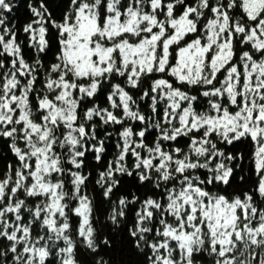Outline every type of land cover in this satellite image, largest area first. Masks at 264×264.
<instances>
[{
    "label": "snow or ice",
    "instance_id": "snow-or-ice-1",
    "mask_svg": "<svg viewBox=\"0 0 264 264\" xmlns=\"http://www.w3.org/2000/svg\"><path fill=\"white\" fill-rule=\"evenodd\" d=\"M57 8L0 0V264H264V0Z\"/></svg>",
    "mask_w": 264,
    "mask_h": 264
},
{
    "label": "trees",
    "instance_id": "trees-1",
    "mask_svg": "<svg viewBox=\"0 0 264 264\" xmlns=\"http://www.w3.org/2000/svg\"><path fill=\"white\" fill-rule=\"evenodd\" d=\"M28 2V0H25V3ZM57 3H59V8H57V13H59V11L61 9H63L64 7V3H65V0H52V4L53 5H56ZM23 7V6H21ZM12 16L14 18H17V13L14 11L12 13ZM19 19V22L22 24L25 20V18L23 16H20L18 17ZM114 140H115V137L113 138V141L110 142V143H114ZM108 156L105 157V160H107L108 158L111 157L114 149L112 147H109L108 148ZM7 153H4L2 151H0V155H6ZM89 161H91V163L88 164V167L85 168V172H88L90 169L93 170V174H92V180L90 182V186H91V183H94L95 179L97 178L96 177V172L95 170L98 169V168H103V164H100V165H97L95 163V161L92 160L91 157H89ZM4 162L3 161H0V165H2ZM88 163V162H86ZM242 187H250V183L247 184V185H244ZM135 184L134 182H132L130 179L128 178H125L124 181H123V184L121 186L120 189L117 190L116 192V195H119V194H122L124 193L125 191L127 192H131V191H135ZM139 194V193H138ZM99 215H101V220H103V215L98 213ZM106 214V213H105ZM99 255H104L103 252L99 253ZM111 255L113 256H116V255H119L120 256V260L122 262V264H136V260H137V257L132 255L130 252H128L127 249H125L123 252H118L116 249H114L112 252H111ZM96 257L92 256L87 250L81 248L79 249V253H78V259L80 261V264H92V261L95 259ZM105 258H107V256H105ZM52 264H55V261L53 260L52 261Z\"/></svg>",
    "mask_w": 264,
    "mask_h": 264
},
{
    "label": "bare ground",
    "instance_id": "bare-ground-1",
    "mask_svg": "<svg viewBox=\"0 0 264 264\" xmlns=\"http://www.w3.org/2000/svg\"><path fill=\"white\" fill-rule=\"evenodd\" d=\"M17 2H18V0H17ZM27 3V2H26Z\"/></svg>",
    "mask_w": 264,
    "mask_h": 264
}]
</instances>
